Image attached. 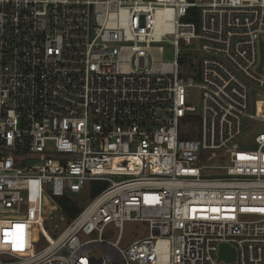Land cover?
I'll list each match as a JSON object with an SVG mask.
<instances>
[{"label": "built area", "instance_id": "built-area-1", "mask_svg": "<svg viewBox=\"0 0 264 264\" xmlns=\"http://www.w3.org/2000/svg\"><path fill=\"white\" fill-rule=\"evenodd\" d=\"M263 54L264 0H0V264H264Z\"/></svg>", "mask_w": 264, "mask_h": 264}, {"label": "rangeland", "instance_id": "rangeland-1", "mask_svg": "<svg viewBox=\"0 0 264 264\" xmlns=\"http://www.w3.org/2000/svg\"><path fill=\"white\" fill-rule=\"evenodd\" d=\"M162 46H163V50H164V52L161 56L162 61H164V62L173 61L174 60V54H173L172 48H170L166 44H162ZM185 69H186L185 67H181L182 71H185ZM188 103L193 107L197 106L198 91H196V90L190 91ZM189 127L192 131L197 132L198 128H199L198 121L195 120L194 122H192L189 125ZM71 197L73 199H75L78 202L79 206L82 208L84 206H86L90 201V198L88 196V192L86 189H84L80 194H77V195L74 194ZM53 203L54 202L52 200H48L46 202L47 206H50V207H48V212L50 214L46 218L47 221H46V225H45L46 232L52 237L58 235L66 227V219L62 215L61 211L58 208H55L53 206L54 205ZM246 219H249V218H246ZM148 234H149L148 225L146 223H137V222L126 223L125 230L123 233V238L121 241V246L124 247V246L128 245L131 241H133L134 239L145 237ZM95 237H96V235H93L91 238H95ZM116 237H117V231L116 230H114V232L112 234L104 236L105 239L112 241V242H115ZM38 238L41 239L40 235ZM39 242H40L39 245L41 247L45 246V243L42 240H39ZM102 254H103L102 249L96 248V249L92 250L91 257L98 260L101 258ZM0 261H3V259L0 258ZM130 264H136V263H130Z\"/></svg>", "mask_w": 264, "mask_h": 264}, {"label": "trees", "instance_id": "trees-1", "mask_svg": "<svg viewBox=\"0 0 264 264\" xmlns=\"http://www.w3.org/2000/svg\"><path fill=\"white\" fill-rule=\"evenodd\" d=\"M181 60L182 59H180V62ZM106 186V182H89L85 189L88 192L90 200L98 195ZM57 203L61 209L62 215L66 219V222L71 221L74 217H76L82 209V207L79 206L78 202L75 199L68 196L58 199Z\"/></svg>", "mask_w": 264, "mask_h": 264}, {"label": "water", "instance_id": "water-1", "mask_svg": "<svg viewBox=\"0 0 264 264\" xmlns=\"http://www.w3.org/2000/svg\"><path fill=\"white\" fill-rule=\"evenodd\" d=\"M263 57H264V54H263ZM218 255H219V259L225 262H232L234 261V258H235L234 250L232 248H229L225 244H222L220 246Z\"/></svg>", "mask_w": 264, "mask_h": 264}, {"label": "snow or ice", "instance_id": "snow-or-ice-1", "mask_svg": "<svg viewBox=\"0 0 264 264\" xmlns=\"http://www.w3.org/2000/svg\"><path fill=\"white\" fill-rule=\"evenodd\" d=\"M23 225H16L15 226V232L9 233V232H5V236L8 237L9 235H13L15 236L17 233L22 232L23 229ZM13 246L16 250H22L23 249V245L22 243H18L16 239L12 240Z\"/></svg>", "mask_w": 264, "mask_h": 264}, {"label": "bare ground", "instance_id": "bare-ground-1", "mask_svg": "<svg viewBox=\"0 0 264 264\" xmlns=\"http://www.w3.org/2000/svg\"><path fill=\"white\" fill-rule=\"evenodd\" d=\"M170 15H164V17H169ZM157 22H158V25H159V27H160V29H167L168 28V26L167 25H162V22H163V13H158V15H157Z\"/></svg>", "mask_w": 264, "mask_h": 264}]
</instances>
